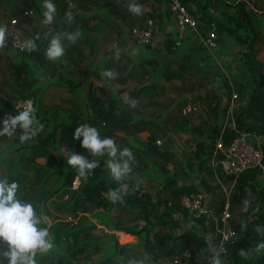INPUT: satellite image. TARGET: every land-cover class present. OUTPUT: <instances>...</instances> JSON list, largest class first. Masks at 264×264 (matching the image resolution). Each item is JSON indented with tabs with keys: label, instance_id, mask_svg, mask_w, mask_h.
I'll use <instances>...</instances> for the list:
<instances>
[{
	"label": "trees",
	"instance_id": "16d2710c",
	"mask_svg": "<svg viewBox=\"0 0 264 264\" xmlns=\"http://www.w3.org/2000/svg\"><path fill=\"white\" fill-rule=\"evenodd\" d=\"M57 1L61 7L66 5V0ZM71 1L75 6L67 10L66 14L73 15L75 22L76 19L82 21L87 17L89 0ZM180 1L196 16L197 27L202 34H205L211 22L215 23L218 43L223 42L225 48L236 46L243 68L236 75H230L229 71L220 73L219 81L214 83L207 79L212 86L208 87L203 96L194 94L189 100L178 96L175 102L168 98L160 100L159 96L165 89L163 81L173 88L175 86L171 81L182 82L186 73H201L204 78L209 77L206 73L209 70L204 68L205 63L210 65L212 62L218 68L215 59L206 53L202 43L199 42L197 50H204L205 54L194 59L190 53L184 52L185 48L180 44L189 40L193 45L190 37L178 41L165 36L163 43L154 50L156 53L166 52L167 55L162 58L152 55L128 59V55L119 49L118 57L117 49L111 52L110 57L102 56L95 65L100 68L99 78L104 80L101 73L106 69H114L119 74L118 78L111 82V87L104 80L105 85L97 87L99 96L90 93L83 97L84 101H75L77 110L53 104L41 107L33 97L35 90L39 89L36 84L17 90L9 100L3 102L0 109V116L3 117L5 113L17 112L14 104L18 98L29 96L37 109V117L40 109L43 114L38 117L45 125L42 133L21 143L18 132L11 138L12 142L0 150V177H7L9 182L16 181L20 185L18 197L33 203L42 219L44 217L45 220H50L47 227L55 246L49 253L37 256L38 264H130L129 259L138 255L146 261L164 257L176 261L173 264H210L212 254L205 237L211 233L214 236L213 243L218 245L219 232L211 222L205 224L201 218L194 220L179 203L182 194L199 190L210 195L216 194L209 205L215 206L217 212L223 207L227 196L231 213L229 223L237 232L236 239L227 244L225 256L228 264H264V253L253 255L251 251L257 242L264 240V236L258 235L254 230L257 225L264 226V184L260 180L261 169L247 168L233 176L223 174L219 164L215 169L209 165L215 138L221 132L223 121L220 122V118L227 119L221 134L224 144L230 143L241 133H247L258 139L256 144L262 151L264 163V60L257 58L260 51L264 56V34L260 29L264 24V15L259 14L257 17L249 6V0ZM22 10V6L18 8L15 2L10 13L16 17ZM172 14L167 6L163 10L153 9L144 13L139 21L151 18L154 22L156 16L169 19ZM169 23L167 21L165 24ZM86 28L88 24L84 19L78 30ZM165 28L166 26L163 29ZM75 31V25L71 26L69 32ZM83 40L84 45L80 47L70 45L71 52L75 50L81 53L85 50L91 39L85 35ZM129 40L131 41L128 36L121 42L126 44ZM152 41L144 44L131 41L134 47L128 48V51L134 52L137 46L152 48ZM13 51L20 59L10 65V81L17 82L20 78L25 85L37 81L33 70L38 69L34 62L24 57L35 54V51ZM92 52L90 49L89 53ZM124 58L129 61L127 67L121 66ZM73 60L78 66L83 60L89 62L81 54ZM92 68L88 67L86 79ZM52 80H44V88ZM128 80L135 84L126 91V100H138L135 108L120 98V93L125 91L123 85ZM113 82L122 87H114ZM62 83L61 79L57 81V84ZM81 83L77 81L75 84L78 86ZM180 85L185 88L183 83ZM218 90L226 97L223 104ZM232 91L236 92V97L228 115ZM105 94L108 100L101 102V97ZM199 100L210 105L207 111L213 120L201 118L195 125L188 116L181 115L180 110L189 102L196 105ZM148 107L159 111L155 114L149 111L144 116L142 111ZM147 110L149 109L145 111ZM48 111H51L50 114H45ZM85 123L96 127L101 137H111L121 148H129L135 157L131 162L134 177H126L119 182L127 192L123 202L112 203L107 199L108 191L119 187V184L112 180L104 167L106 155L100 158V166L88 180H81L79 185L72 187L76 172L67 165V155L65 151H61L66 143L61 133H68L65 150L91 159L87 150L81 147L80 141L73 139L74 128ZM118 131L122 134L117 133ZM143 131L147 133L145 139L139 137V133ZM171 131L188 132L191 135L193 144L188 151L182 153V161L176 160V153L172 149L174 140L169 134ZM54 152H58V158ZM38 157H44L45 162L37 163L35 160ZM219 159L220 153L215 160ZM168 163L172 164L173 171L168 169ZM140 174H145V180L154 187L153 192L140 183ZM223 188H226L227 195ZM245 200L250 201L247 212L242 211ZM63 212L70 219L62 216ZM242 225H246V228L242 229ZM134 237L138 238L135 244H120ZM242 250L249 253L247 258L240 255ZM95 255L98 257L94 258Z\"/></svg>",
	"mask_w": 264,
	"mask_h": 264
},
{
	"label": "clouds",
	"instance_id": "9594fccd",
	"mask_svg": "<svg viewBox=\"0 0 264 264\" xmlns=\"http://www.w3.org/2000/svg\"><path fill=\"white\" fill-rule=\"evenodd\" d=\"M43 21L44 25H50L55 20L56 5L52 0H43ZM131 13L139 16L144 12L142 5L131 0L128 5ZM71 16V14H68ZM82 33L77 30L69 33H44L48 40L44 55L49 61H59L65 55V40L75 43ZM9 31L6 25H0V50L8 47L7 39ZM24 52H33L37 49V40L35 38H26L20 44ZM117 57L119 50H116ZM118 73L114 69H106L101 76L109 87L111 82L118 78ZM126 103L135 108L138 100L128 98ZM37 109L31 101L17 110L15 114L5 113L4 118L0 120V137L13 138L19 132L21 143L27 142L44 131L45 125L37 115ZM19 129V131H18ZM73 139L79 140L81 147L92 157L75 152H69L64 149L67 155V165L75 169L76 175L73 182L79 185L81 180H88L93 171L100 166V158L107 156L104 167L112 180L123 181L132 172L131 162L135 159L132 151L127 148H121L115 139L111 137H101L99 130L89 124H81L74 128ZM20 185L16 181L9 182L7 177H0V243L6 247L0 249V264H38L37 256L45 255L54 248V242L48 227H41L42 217L38 214L36 206L24 201L18 197ZM107 199L112 203L123 202V197L127 195L124 185L111 188ZM250 201L245 200L242 211L247 212ZM246 225H242V229ZM255 232L264 236V226L257 225ZM205 240L211 252L210 264H224L222 256L226 250L213 243L214 236L209 233ZM251 251L255 254L264 253V240L257 242ZM241 256L247 258L249 253L241 251ZM130 264H144V260L131 261Z\"/></svg>",
	"mask_w": 264,
	"mask_h": 264
},
{
	"label": "crops",
	"instance_id": "0c3cea01",
	"mask_svg": "<svg viewBox=\"0 0 264 264\" xmlns=\"http://www.w3.org/2000/svg\"><path fill=\"white\" fill-rule=\"evenodd\" d=\"M94 1L91 2V0H89L90 7L86 12L87 17H84V19H86L87 21L88 28L80 31L82 35L75 43H70L65 40V55L63 59L53 62L49 61L44 55V50L47 48L48 45V40L45 38L44 33H69L70 27L74 25L75 29L78 30L79 27H81L82 21L84 19L82 21L80 19H76L75 22V17L73 15L69 16L68 14H66V11L72 9L75 6V3L71 0H66L64 1L66 5L61 7V5L57 4V0H52V2L56 5L55 20L50 25H44L42 23V13L44 10L42 7L43 0H0V25L9 20L11 17H15L10 12L11 8L13 7V4L17 2L18 8L22 6L23 9L19 13V15L16 16L18 25L22 29L21 31H24L25 35L29 37L36 33L39 35V38L37 39L38 47L35 50V59L34 61H31L34 62L37 69H39L38 66H40V70L43 73L42 76L45 77V80H48L49 78L53 79L52 82H50V84L46 86V91L50 87L60 89L64 87L66 91H68L67 99L73 100L77 98L78 100L80 99V101H84L83 97L85 95H89L90 93L92 95L99 96V94L95 91V89H93V87H98L102 84V81L104 82V80L99 78L98 76V71L100 68L98 67V65L97 67L95 66L97 62H100L102 56L110 57V54L113 50L119 49L123 53H126L128 55V58H133L132 53L128 51V48H130V40L127 41L126 44H122V42H120V46L115 48L107 47V45H105V41L107 39L115 37H120L122 39L127 38L130 27H132L133 24L139 22L140 17H142L144 13L150 12V10L153 9L163 10L165 7L168 6V3H166L165 0V3L163 0H143L138 4L143 6L144 12L142 15L137 16L129 11L128 0ZM251 2L252 0H249V5H251ZM253 2V4H256V6L258 7L264 6V0H253ZM58 6H60V8H58ZM27 10L31 11V13L28 15H24L23 11ZM254 11H257V9L254 8ZM67 17L71 18V20L69 21V27H67L66 25ZM171 17L172 15H170L169 19L165 18L164 16H156L154 18V24L160 29H163L165 26L168 25L165 23L167 21H170ZM85 35H87V38L91 39L87 48L81 53L76 52L75 50L71 52L70 45H74L76 47L84 45L83 38ZM191 38L195 39L193 36H191L189 38L190 41ZM163 40L158 41L156 39L153 40L151 43L152 54L156 58H162V56L167 55L166 52L156 53V51H154L155 48H158L159 45L163 43ZM154 42H156L155 45ZM186 42L180 43L181 46L185 48L184 52L190 53L191 57L194 59L199 57V55H197L194 51V45L190 44L189 40ZM112 45L116 46V42L113 41ZM90 49H92V53H89ZM260 52L259 53L263 57L262 51ZM78 54L86 56V59L90 62V64L89 62L87 63L85 60H83L80 64L81 66L79 65L81 68L78 65H75L73 59L77 57ZM19 59L20 57L15 55L9 45L7 49L0 50V109L3 107V102L9 100L11 96L15 92H17V90L19 91L20 89L28 87L31 84L37 85L38 80L34 83L31 82L27 85H25L26 83H22L20 78L17 82L10 81V65L17 63ZM124 59L128 60L127 58ZM201 64L202 63H199V65ZM88 67H93V70H91L86 79L85 77L87 75L86 73ZM200 67L202 68V66ZM56 73L57 75H55ZM60 79L63 80L64 83L57 84V81H60ZM77 81H81L82 83L76 86L75 83ZM72 84H74L75 87H73ZM71 86L72 88L70 89ZM50 92H52V90ZM35 161L37 163L43 164L45 162V158L38 157Z\"/></svg>",
	"mask_w": 264,
	"mask_h": 264
},
{
	"label": "built area",
	"instance_id": "2783aa9c",
	"mask_svg": "<svg viewBox=\"0 0 264 264\" xmlns=\"http://www.w3.org/2000/svg\"><path fill=\"white\" fill-rule=\"evenodd\" d=\"M129 3L131 0H128ZM143 0H135L139 3ZM168 6L173 12L170 19V23L166 26L165 36L175 38L178 41H184L188 37L193 36L197 38L198 42L202 43L204 50L211 57H213L218 65V54L217 50L219 48V43L217 41L216 25L211 22L208 30L205 34H202L197 27L196 16L181 3L180 0H168ZM31 11H23L24 15L30 14ZM1 25H6L9 31V38L7 39V44L11 49L17 50L22 53L24 52L20 44L26 38H39L36 33L31 37L26 36L18 26V21L16 17H11L9 20ZM162 32L156 26L151 18L145 19L143 22H137L128 33L131 41L136 44H144L153 40L157 33ZM32 53V52H31ZM223 61H231L230 55L219 56ZM236 97V92L232 91L230 95V104L227 111L228 115L231 113V107L233 100ZM27 101H33L32 97L18 98L15 101L14 108L16 110L22 108ZM191 104V103H190ZM189 103L185 104L180 110L181 115L189 116L196 110V106ZM227 119L221 125V132L215 138L213 156L210 160V167L215 169L219 164L221 172L225 175L237 176L241 171L247 168L259 167L261 169L260 177L264 176V163L262 162V151L257 144L249 142V138H252L247 133H241L240 135L234 137L230 143L224 144L221 134L225 127ZM258 140V139H257ZM159 143V140L157 141ZM218 153L221 154V159L216 161V156ZM263 174V175H262ZM76 184L72 182V187ZM225 194L227 195L226 188H223ZM179 203L186 212L195 219H203V223L207 224L211 222L214 224L215 229L219 232L220 238L218 242V247H222L227 252V244L233 242L237 237L236 230L230 225L229 218L231 216L229 210V202L227 196L224 199L223 207L219 212L216 211V207L206 203L205 194L202 190L191 191L189 193H184L179 198ZM70 219V217H67ZM204 218H207L204 220ZM225 252V254H226ZM225 254L222 256L224 264H228ZM176 262V261H174Z\"/></svg>",
	"mask_w": 264,
	"mask_h": 264
},
{
	"label": "rangeland",
	"instance_id": "374dc122",
	"mask_svg": "<svg viewBox=\"0 0 264 264\" xmlns=\"http://www.w3.org/2000/svg\"><path fill=\"white\" fill-rule=\"evenodd\" d=\"M165 1H166V3H168V0H165ZM165 1H164V3H165ZM253 3L254 2L252 0L251 5H249V6L253 10H254V8L257 9V11L254 12L255 14H257L256 16L258 17L259 13L261 15H264V6L258 7V6H256V4H253ZM258 8H260V9H258ZM154 26H156V25L154 24ZM157 28L159 30H161L162 32L157 33L156 37L153 40L157 39L158 41H162L164 39V37H165V34H164L165 31H163L159 27H157ZM260 29H261L262 33L264 34V24H262L260 26ZM22 32L25 34L24 31H22ZM113 41L116 42V46L112 45ZM121 41H122V38L115 37V38L107 39L105 41V45H107V47L115 48V47L120 46V42ZM191 41L194 42L193 45H194V49H195L194 51L196 52V54L199 55V56H204V54H205L204 50L203 51H198L197 50V48L199 47V42H197L198 40L196 38L195 39L191 38ZM155 43L156 42H154V45H155ZM129 44H130V47L134 46L133 42L129 41ZM236 49L237 48L234 45L225 48V44L223 42L219 43V48L217 50V54H218V68H216L214 66V63H212V62H210V65H208L207 63L204 64V68L209 70V72L206 71V73L209 74V77L205 76L206 78H204V75L201 74V73H196V74L195 73H191V72L190 73H186L185 76H184V80L182 82L180 80L171 81V83L175 86L173 88L171 87V85L168 84V82L163 81L162 83H163L165 89H164L163 94H161L159 96L160 100L163 101L164 99L168 98V100H171L172 102H175V100H176V98L178 96L186 97L187 100H189L192 97V95H194V94H200V95L203 96L206 93V90L208 89V87L212 86L211 83L219 81V79H220L219 74L220 73H226V72L229 71L230 75H233V74L236 75L237 73L242 71L243 70V68L241 67L242 64H241V62H239V58H238L239 53L236 52ZM13 52L15 53V51H13ZM131 53H132L134 59L135 58H140L141 59V56L142 57H146V56H152L153 55L152 54V48H149V47H146V46H137V49H135L134 52L131 51ZM260 53H258L257 58L260 59V60H264V56L262 57V55ZM262 54H263V52H262ZM223 55H230L232 61L229 63V62L221 60L219 56H223ZM24 57L28 61L32 62L31 60L34 61V59H35V54H27ZM130 58H132V57H129L128 59H130ZM128 62H129L128 60L124 59L123 61H121V66H123V67L126 66L127 67L128 66ZM38 68H39L38 71H36V70L34 71L33 70L34 75L38 78L37 88H39V89H36L35 92L33 93V97L35 98V101H37V104H39L41 107H48V106H50L52 104L53 105H61V106H66V107H70V108H73V109L77 110L78 109L77 108V103H80L79 102L80 99L79 100L77 98L73 99V100L67 99L68 91H66V89L64 87L61 88V89L60 88L50 87V88H48L47 91L45 90L46 89V87L44 88L45 77L42 76L43 73L40 70V66H38ZM263 71H264V69H263ZM58 73H61V72H58ZM55 75H57V73ZM207 79L208 80H212V82L211 83L207 82L206 81ZM29 83H31V82H29ZM181 83H183L185 85V88H182V86L180 85ZM134 84H135V82H133L131 80H128L123 85L125 87V91L120 93V98H121L122 101L126 100V97H127V92L126 91L131 89L134 86ZM102 85H105V83L103 81H102ZM199 85H201V86H199ZM113 86L116 87V88L122 87V85H120V84H118L116 82H113ZM32 87H34V86H32ZM93 89H95V91L99 94V91H98L96 86H94ZM51 90H52V92H50ZM217 93L221 94L222 104L225 103V99H226L225 95L221 93V90H218ZM107 100H108L107 94H105V95H103L101 97V102H106ZM187 102H189V101H187ZM189 104H190V102H189ZM197 104H199V106ZM191 105L192 104H190V106ZM195 106H196V110H194V112L188 116L189 119L193 122V124L196 125L197 123H199L201 118L207 119V121H212L213 120V118H211L209 112L207 111L208 107L210 106L207 102H201L199 100L196 103ZM151 108L152 107H148L146 109H149V110L145 111L146 110L145 109L144 111H142L144 116H146L149 113V111H153V112H151V114H155V113H157L159 111L158 109L154 110L153 108L152 109ZM50 112L51 111H48L45 114H50ZM42 115L43 114H42L41 109H40V111L38 112V117H41ZM3 118L4 117L1 116L0 120H2ZM222 121L224 122V120L222 118H220V122H222ZM59 131L60 130H58V132ZM117 133L122 134L121 131H118ZM169 134H170L171 138H173V140H174V145L172 146V149L176 153V160L177 161H182V157H181L182 153L188 151L189 147L192 146V144H193L192 140H190V136L191 135L188 132H186V133H174L172 131ZM61 135L63 136V140L64 141L66 140L65 142L67 143L68 133L67 132L66 133H61ZM146 135H147V133L145 131L139 133V137L141 139H145ZM9 142H12L11 138L0 137V150H1V148L7 146V144ZM66 143L64 144V147L61 148V151H63V152H64V149H65ZM9 154L10 153H8V155ZM54 155H55L56 158L59 157L58 156V152H54ZM167 167H168V169L170 171L174 170L172 168V164L171 163H168ZM4 170L5 169H3V171ZM134 175H135L134 173H131L128 176V178L134 177ZM138 180L140 181V183L146 189H149L151 192L154 191V187L150 186L148 184V182L145 180V174H140L139 177H138ZM260 180L264 184V176L260 177ZM195 181H197V180H195ZM204 194H205V199H206V203L207 204L212 203V201L214 200V197L216 196V194L210 195V194L205 193V192H204ZM56 213H59V212H56ZM177 215L179 217V212L177 213ZM62 216H66V218L69 217V216L65 215L64 212L62 213ZM205 219H207V218H204V220ZM42 223H41V226L42 225H46L45 227H47V225L50 223V220L48 218H46V220L43 221V219H42ZM197 223L200 225L199 222H197ZM114 233H115V231H114ZM136 242H138V238L134 237L130 241H126V242H123V243L119 242V243L120 244H135ZM5 247L6 246L3 243H0V249H4ZM253 255H256V254L253 253ZM97 257L98 256H96V255L94 256V258H97ZM141 259L144 260V264H173V262H174L172 260V258H164V257L158 258L156 260L152 259V260L146 261L142 256L138 255L136 258L134 256L132 258H130L129 259V263L131 261H136V260H141ZM4 264H7V262L4 261Z\"/></svg>",
	"mask_w": 264,
	"mask_h": 264
},
{
	"label": "water",
	"instance_id": "95a60500",
	"mask_svg": "<svg viewBox=\"0 0 264 264\" xmlns=\"http://www.w3.org/2000/svg\"><path fill=\"white\" fill-rule=\"evenodd\" d=\"M71 20V18L70 17H67L66 18V21H67V23H66V25H67V27H69V21ZM7 42V41H6ZM145 84V83H144ZM141 86V85H140ZM249 140V142H251V143H253V144H256L257 142H258V140L256 139V138H249L248 139ZM43 219L45 220V218L43 217Z\"/></svg>",
	"mask_w": 264,
	"mask_h": 264
}]
</instances>
